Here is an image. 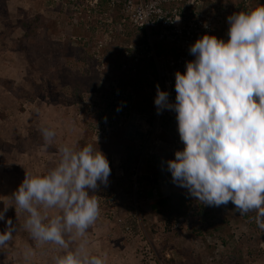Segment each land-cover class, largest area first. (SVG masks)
<instances>
[{
  "label": "clouds",
  "instance_id": "obj_1",
  "mask_svg": "<svg viewBox=\"0 0 264 264\" xmlns=\"http://www.w3.org/2000/svg\"><path fill=\"white\" fill-rule=\"evenodd\" d=\"M227 22V42L205 34L190 47L195 59L181 66L184 73H175V103L159 84L154 102L158 114L165 109L177 114L184 148L167 161L173 183L204 205L231 202L240 215L255 212L251 219L264 230V5L233 13ZM41 135L50 145L56 131L44 127ZM58 152L59 162L47 174L26 172L12 195L14 204L4 202L0 220L13 205L17 216L26 212L23 227L37 245L64 250L53 264H106V256L87 250V233L100 216L95 193L108 184L109 161L92 144L79 149L65 144ZM50 209L59 211L50 216ZM16 231L8 218L0 249ZM31 255L26 250L25 260Z\"/></svg>",
  "mask_w": 264,
  "mask_h": 264
},
{
  "label": "rangeland",
  "instance_id": "obj_2",
  "mask_svg": "<svg viewBox=\"0 0 264 264\" xmlns=\"http://www.w3.org/2000/svg\"><path fill=\"white\" fill-rule=\"evenodd\" d=\"M190 1L192 0H185L182 7H185ZM194 1L197 5L188 8V13L191 16L201 12L202 9V3L197 0ZM63 3V0H7L6 8L9 22L15 24L16 19L21 17L20 11L31 15L45 13L51 16L52 19H57L59 24H63L62 29L70 30L75 27V19L72 15L68 17L64 14V11L68 12V10L64 8ZM59 4L63 5L62 9H59ZM200 15L208 23H214L215 21H217V24L220 23L217 20L218 18L211 14L201 13ZM81 20L91 21L90 25L94 26L96 21H100V18L98 16L90 20L80 18L78 21ZM118 24L121 25L120 22L115 25L111 24L108 31L103 32L101 36L98 34L99 30L96 31L95 29L94 37L96 35L100 38L88 41L86 59H90L89 64H92L95 60L98 62L96 68L101 70L105 67L104 65H108L109 60L120 57L118 62L120 66L116 63L107 73H99L101 79L99 86L102 90L94 94L90 93L89 99L79 102L76 106L80 111L77 112L76 107L66 105V102L61 99L58 102L51 103L37 99L21 100L14 96L13 92L16 93V89L19 88L30 92L29 81L33 79L38 82V75L29 70L24 56L13 49L12 40L18 38L21 31H11L4 25L3 19L1 20L0 79L12 82L13 86L11 91H7L0 86V138L7 144L17 145L16 147L13 146L9 153L0 152V211L4 208V202L9 205L14 204L12 195L25 179L26 172L31 176L47 174L59 162V147L67 144L79 149L76 142L83 139L86 144H92L95 149L102 151L107 157L110 167L114 169V179L111 182L110 189L105 187L104 184H100L95 193L99 201L100 216L96 223L88 229L87 233V250L91 255L106 256V264H155L157 261L162 264L159 257L161 252L165 258L169 259L172 255L176 256L181 250L184 251L191 247L195 253L190 254L191 259L197 256L204 264L218 262L225 256L228 248L236 243L229 242L228 246L225 247L216 236L207 238L205 241L190 239L185 231L186 226L191 223L189 219H186L177 227L179 231L177 238L172 239L171 235L169 238L167 236L163 237L161 228L163 222H158L154 212L150 209L157 197L153 196L152 199L139 198L141 194L144 195L143 191L139 190L140 186L136 182L141 162L165 154L175 155L176 151L174 149L177 142L171 143L161 138L171 135L170 128L166 125L163 127L161 124L164 112L168 109L163 110L160 114L156 113L154 120L150 117L152 114L149 111H147L148 113L143 112L145 114L139 116L129 108L132 106L128 104L130 103L128 101L131 99L134 101L135 99L133 94L118 92L115 73L112 70H115L117 74L126 72L127 67L122 62L127 57L126 49H134L136 52V60L132 61V67L135 66L137 59L143 57L144 54L146 56L155 55L152 40H148L149 42L143 48V52H137L140 47L134 46L129 41L130 38L126 36L127 28L121 27V29H118ZM74 38L76 40L78 37L74 36ZM50 39L51 41L63 43L64 39H68V35L64 32L61 35L51 34ZM99 43L102 44L101 48H98ZM160 43L165 49H169L170 44H177L172 40H161ZM147 49L149 51L144 53ZM159 61L162 66L159 68L160 74H163L160 80L163 82L166 91L164 83L168 82V79L172 80L171 72L174 68L170 72L172 67L170 59L166 60V63L164 57L160 58ZM148 79H152V77H148ZM100 87L99 89H101ZM146 89L147 87L143 86V93L150 94L149 98L151 97L153 101L155 98L154 92H146ZM64 91L70 92L69 89H64ZM106 93L112 96L114 101L98 102L99 95H105ZM125 103H127L126 106ZM134 107L138 108L136 104L133 105L132 109ZM93 124L94 127L91 128ZM44 127H50L56 131V137L50 145H45L41 135V129ZM126 128H128L127 134L130 136L131 142L141 146L135 173L130 180L123 178L120 157L115 148V138H117L115 133ZM32 130L38 133L39 137H42L43 143L41 145L36 142H29V134ZM86 130L91 131H88L89 136L86 135ZM129 181L133 183L131 195H128L125 191ZM151 185H154L153 182L148 186H143L144 189H149ZM158 185H160L163 194L170 193L175 186L177 188V185L172 184V187H170L166 181L161 180L158 181ZM130 203L133 205L132 208H130ZM58 211L57 209L48 210L50 216L55 215ZM27 216L28 214L22 210L17 216L13 205L9 207L5 214V219L0 220V232L6 229L8 218H11L13 224L17 227V231L13 233V240L6 248L0 249V264H53V257L63 254L64 250L55 244L37 245L36 241L23 227ZM230 226V232L235 234L234 241L242 243V234L248 238L249 232L244 225L240 226L239 223L232 221ZM78 242L79 240L76 241V243ZM76 243L72 245L73 248ZM258 245L261 250H264V244L259 243ZM28 249L32 250V255L28 260H25L24 252ZM250 264H264V260H256Z\"/></svg>",
  "mask_w": 264,
  "mask_h": 264
},
{
  "label": "trees",
  "instance_id": "obj_3",
  "mask_svg": "<svg viewBox=\"0 0 264 264\" xmlns=\"http://www.w3.org/2000/svg\"><path fill=\"white\" fill-rule=\"evenodd\" d=\"M7 0H0V23L3 19V23L11 31H21V35L12 40L14 45L13 49L16 52L21 53L27 62V66L31 72L38 75V82L31 79L29 81L30 92L16 89L14 96L21 100H39L48 102H58L60 99L66 102V105L76 107L77 104L83 102L90 97V93L94 94L100 92L102 88L99 86L101 79L99 73H107L111 70V67L116 63L119 65L120 57L116 59L109 60L108 65L101 70L96 68L98 62L93 60L92 64H89L90 59L87 60V44L88 41L92 39H98L103 34V32L108 31L110 24L100 21H96L94 26L90 25V22L85 20H80V18L87 19L85 13H82L75 23V27L72 29L61 28V23L59 24L57 19H52L48 14H28L26 12L20 11V18L16 19L15 24L9 22L8 11L6 8ZM64 4H81V2L76 3L72 0H63ZM202 3L201 12L193 14V16H198L201 13L211 14L217 17V21L214 23H208L205 18H202V23L204 28H201L197 34L194 35L192 39V45L205 34L215 35L217 38L225 40L229 39L228 29L229 24L227 18L233 13L240 11H248L254 9L260 5H264V0H197ZM109 0H99V5L97 6L96 12L102 15L109 9ZM62 4H59V9L63 8ZM179 4L169 3L168 6L171 8L178 7ZM122 4H117L115 9L113 8L111 24L115 25L117 22L122 21V14L120 12V7ZM193 8V7H191ZM181 11V10H180ZM193 11V10H192ZM66 16L70 17V11H64ZM208 23V24H207ZM122 27H126V36L130 38V42L134 46H138L137 52H143V48L147 46L148 40L154 42L155 55L154 56H144L139 57L135 62V66L132 67V61L136 60V52L134 49L127 48V57L125 61H122L126 65V72L117 74L115 70V80L118 86V92L130 93L134 96V101L131 99L130 106L136 104L138 108L132 109L131 111L137 113L139 116H143L149 111L154 120L157 113V106L155 105V98L157 95L156 85L159 84L160 89L163 87V82L160 80L163 74H160L161 62L160 58L166 60H171L172 67L170 72L173 70L180 69L181 73L186 71V67H181L177 64L179 57L182 55V50L179 45L170 44L169 49H165L159 41V36L161 33V24L154 21L153 25L150 26L149 32L145 33V30H138L133 28L128 22L122 23ZM58 29V30H57ZM98 31L99 36L94 37V30ZM64 32L67 33L68 39H64L63 43L51 41V34H60ZM125 33V29H124ZM97 34V35H98ZM75 37H78L74 40ZM73 39V40H72ZM149 50H145L148 52ZM93 53L91 54L92 57ZM130 63V64H129ZM92 66L91 68H88ZM95 66V68H94ZM36 75V77H37ZM152 77V79H148ZM114 80V79H113ZM146 86V92H154V100L149 98L150 94L143 93V86ZM0 86L7 91L12 90L13 83L7 80L0 79ZM99 87L101 89H99ZM64 89H69L70 92L64 91ZM174 95L172 103H175L176 91L175 85L173 87ZM62 90V91H61ZM112 93V92H111ZM117 95V93H116ZM131 97V96H130ZM78 98V99H77ZM100 103L106 101L113 102L114 99L108 93L100 94L98 97ZM127 103H125V106ZM144 106V107H142ZM143 109V110H142ZM148 113V112H147ZM146 113V114H147ZM176 113L173 110H167L164 112V116L161 119V124L166 125L170 128V136L161 137L166 141L173 143L177 142L174 151L183 150L184 144L180 140L178 132V122L176 119ZM165 126V128H166ZM94 127V124L91 128ZM90 128V129H91ZM86 130V135H88ZM91 132V131H90ZM128 128L120 129L115 133L117 152L120 157V168L123 172V178L130 180L135 173V167L138 163V158L140 154V144H134L130 140V136L127 134ZM87 138V137H86ZM29 142H36L37 144H42V137L38 136L35 131L30 132ZM17 144H7L0 138V152L9 153L10 150L16 147ZM78 148H82L87 145L85 141L78 140L76 142ZM122 147V148H120ZM21 150V149H19ZM175 159L174 154H165L159 157H151L150 160L141 162L139 167V172L137 174L136 182L140 186L139 190L144 195H140L139 198L152 199L156 196V200L150 209L154 212L157 217L158 222H163L162 236L167 238L172 236V239L179 236V231L177 227L179 224L186 219L190 220V225L186 226L185 231L190 239L196 240H206L207 238L218 237L220 242L225 247L228 246L229 242H234L230 248H228L227 253L218 262H212V264H250L256 260H264V250L259 248V243L264 244V230L257 227L255 221L251 219L255 216V212H249L245 215H240L239 212L235 211V205L229 202L227 205L207 206L198 201L197 198L192 197L188 189L184 187L175 186L174 190L170 193L163 194L161 192V187L158 185V181H166L167 185L172 187V175L168 171L167 161ZM110 164V163H109ZM111 168V167H110ZM140 173V174H139ZM114 179V169L111 168V173L108 178V184L105 187L110 189L111 182ZM153 182V186L149 189H144V186L150 185ZM144 185V186H143ZM176 185V184H175ZM133 190V183L129 181V185L125 188L128 195H131ZM90 194H92L90 192ZM130 208L133 207L132 203L129 204ZM235 221L246 227L249 232V236L244 237L242 234V243L234 241V233H231V222ZM153 231V229H152ZM239 244V245H237ZM245 249V250H244ZM194 252L191 247L180 251L176 256L172 255L171 258L167 259L164 257L163 253L160 254V262L162 264H204L199 258H190ZM195 254V253H194ZM158 262V261H157ZM155 264H160L159 262Z\"/></svg>",
  "mask_w": 264,
  "mask_h": 264
},
{
  "label": "built area",
  "instance_id": "obj_4",
  "mask_svg": "<svg viewBox=\"0 0 264 264\" xmlns=\"http://www.w3.org/2000/svg\"><path fill=\"white\" fill-rule=\"evenodd\" d=\"M73 2L81 4H64V8L70 11L73 19L85 13L87 19L98 16L100 19H104L103 22L111 25L112 9L117 4H122L120 12L123 16L122 21L118 24V29H121L122 23L128 22L132 27L145 30V33L149 32V28L153 25L154 21L161 24V33L159 41L172 40L177 42L181 47L182 55L179 57L177 64L179 66H186V63L195 59V56L190 53V47L192 46V39L195 34L199 32L201 28H204L202 23V16L189 15L188 8L197 5L194 0L188 2L185 7H182V3L185 0H109V9L102 12V15H97L96 9L99 5V0H72ZM169 3L179 4L178 7L171 8ZM181 10V11H180ZM179 19V20H178ZM102 44H98V48H101ZM173 70L171 75L172 80L166 81V91L169 93L170 102L174 95L175 85V72ZM170 75V76H171ZM161 90L165 91L164 87Z\"/></svg>",
  "mask_w": 264,
  "mask_h": 264
}]
</instances>
